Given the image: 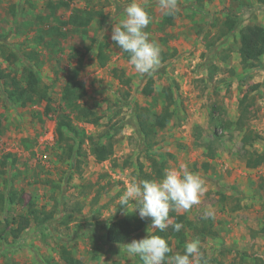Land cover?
<instances>
[{
  "label": "rangeland",
  "instance_id": "rangeland-1",
  "mask_svg": "<svg viewBox=\"0 0 264 264\" xmlns=\"http://www.w3.org/2000/svg\"><path fill=\"white\" fill-rule=\"evenodd\" d=\"M129 3L0 0V69L22 80L24 67L32 66L51 98L50 111L45 100L22 106L8 97L0 79V264H67L64 248L82 264H143L139 256L127 255L125 244L147 235L150 218L121 244L110 243L106 229L112 219L134 212L135 203L128 212L120 208V197L127 184L152 171L151 156L165 161L163 172L186 165L207 181L199 205L169 213L170 225L178 214L197 226L212 222L216 236L200 241V264H264V161L247 166L250 154L264 156V58L244 66L238 51L240 28L264 25V1L178 0L179 10L168 23L159 0H147L153 21L146 31L162 49L161 64L150 76L137 73L111 40ZM88 10L94 18L85 34L71 17ZM227 18L236 21L235 28L227 29ZM95 36L108 44L105 64L98 60ZM82 54L79 80L86 93L80 101L102 114L99 126L77 120L62 99ZM166 90L174 95L173 118L164 125L156 119L149 155L132 116L137 106L159 113ZM242 98L249 113L237 124ZM63 112L89 135L98 136L111 124L121 127L113 154L101 162L88 149L83 157H61L56 125ZM13 191L23 202L5 198ZM29 200L42 211L41 219L14 238L9 231L27 214ZM184 234L193 240L191 228ZM171 246L174 254L184 251L177 239Z\"/></svg>",
  "mask_w": 264,
  "mask_h": 264
},
{
  "label": "trees",
  "instance_id": "trees-1",
  "mask_svg": "<svg viewBox=\"0 0 264 264\" xmlns=\"http://www.w3.org/2000/svg\"><path fill=\"white\" fill-rule=\"evenodd\" d=\"M202 4L205 0H196ZM264 1V0H260ZM94 15L91 10L79 11L74 13L71 17L72 25L83 33H87V26L93 20ZM173 15L167 16L168 23H171ZM165 25V23H164ZM225 26L227 29L231 30L236 27V21L227 18L225 20ZM97 43V54L98 60L101 64H105L107 60V54L105 53V48L108 46L107 42L101 40L99 37L95 36L93 39ZM238 51L244 66H248L260 61L264 58V25L259 23H249L243 25L239 30L238 37ZM30 58L35 56L34 52L29 53ZM127 56L129 54L127 53ZM162 57H166L164 54ZM84 54L78 59L77 65L71 67L68 79L63 88V103L67 109L76 113L77 120L81 122H89L95 126L101 125V120L103 119L102 114H100L95 108L82 103L80 100L85 96V89L79 80L80 68L83 65ZM22 80H17L9 72H5L0 69V79H3L7 85L8 97L16 102L21 103L22 106H26L29 102H40L42 100L47 101V111H50V101L51 98L48 93V87H42L40 84V78L38 73L32 66L24 67V74ZM25 81V83H23ZM150 85L151 81L148 82ZM146 89V88H145ZM166 102L163 109L156 113L150 108H140L136 107L134 115L132 116L134 122H131L132 126L143 135L144 144L146 151L149 155H152L151 149L154 145V137L157 133L156 119L161 121V125L170 122L173 118V110L170 108L171 104L174 102V95L171 91H165ZM246 97V96H245ZM245 98H242L240 102L241 115L236 121L237 124H241L244 119L248 117L249 108L246 106ZM117 124H111L103 132L97 135H89L84 127L77 126L66 113H60L57 116L56 134L57 141L62 147L61 157L64 159L70 158L74 159L77 157H83L86 155L87 149L95 159L99 162L108 159L114 152L115 136L121 129V127L116 126ZM256 135V134H255ZM250 136V135H249ZM247 136L245 139L249 140L252 137ZM258 138V136H255ZM256 138V139H257ZM210 157L215 156L214 148L209 144ZM151 153V154H150ZM7 157H5L6 160ZM80 159V158H78ZM152 171L150 173L143 172V179H159L163 176V167L165 165L164 160H157L152 157ZM163 159V158H162ZM3 163H6V161ZM264 161V156L260 154H250L247 158V166L254 168ZM8 198L9 202H23V198L18 196L16 191H13ZM0 200L3 201V195H0ZM42 211H40L36 206L35 202L32 200L28 201L27 214L20 215V220L16 227L10 229V233L14 238L21 235L28 226L31 225V221L40 220ZM170 215V214H169ZM50 215L47 214L45 218H49ZM147 219H141L136 212H130L127 215L112 219L107 224L106 238L110 243L121 244L127 241L132 234L139 231L147 223ZM175 223L182 224L180 231H174L172 225ZM185 223V225H184ZM170 225L164 232H159L157 234L165 237L169 243V246L173 249V252L169 255L174 254V248L172 245V239H177L182 242L185 248V244L188 242L185 239L184 228L189 227L193 230V239H199V241H204L208 236H216V230L213 228L211 221L206 220L199 226L193 224L192 221L186 219L185 215L178 214L176 216L175 222ZM184 225V226H183ZM63 258L67 264H82L77 261L73 256L70 255L68 249L64 248L62 251ZM143 262V261H142Z\"/></svg>",
  "mask_w": 264,
  "mask_h": 264
},
{
  "label": "clouds",
  "instance_id": "clouds-1",
  "mask_svg": "<svg viewBox=\"0 0 264 264\" xmlns=\"http://www.w3.org/2000/svg\"><path fill=\"white\" fill-rule=\"evenodd\" d=\"M159 7L173 15L179 10L178 0H159ZM152 21L147 0H131L112 29L113 44L129 54L130 64L141 75H152L161 64L162 49L146 31ZM207 191L206 179L186 165L166 169L159 179L132 180L120 197V208L128 212L129 204L135 203L134 212L138 210L141 219L150 218L151 224L144 238L125 244L127 255L139 256L143 264H200L199 239L187 242L183 253L169 255L173 249L157 230L164 232L169 227L170 211H189L201 203ZM209 215L206 212L205 218ZM172 227L178 232L182 224Z\"/></svg>",
  "mask_w": 264,
  "mask_h": 264
}]
</instances>
